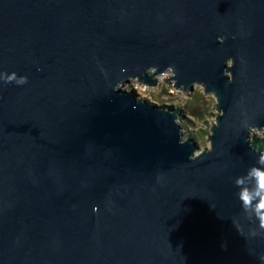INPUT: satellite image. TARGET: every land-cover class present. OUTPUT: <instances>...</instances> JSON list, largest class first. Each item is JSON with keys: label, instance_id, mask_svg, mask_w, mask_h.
Returning a JSON list of instances; mask_svg holds the SVG:
<instances>
[{"label": "water", "instance_id": "1", "mask_svg": "<svg viewBox=\"0 0 264 264\" xmlns=\"http://www.w3.org/2000/svg\"><path fill=\"white\" fill-rule=\"evenodd\" d=\"M169 70L215 97L211 152L122 88ZM13 72L28 82L0 76V264H264L235 183L264 167V0H0Z\"/></svg>", "mask_w": 264, "mask_h": 264}, {"label": "rangeland", "instance_id": "2", "mask_svg": "<svg viewBox=\"0 0 264 264\" xmlns=\"http://www.w3.org/2000/svg\"><path fill=\"white\" fill-rule=\"evenodd\" d=\"M172 73L166 72L163 76L157 78L158 86H145L138 81L133 80L130 84L124 85L122 88L133 90L140 100H149L157 103L160 106H167L179 116V122L183 116V122L180 125H185L182 128L183 140L196 138V143L201 150L207 148L209 141L210 128L216 122V99L212 94H206L202 86L195 85L192 93H183L174 87V81H170V85L165 80L172 79ZM165 91V92H163ZM200 98L198 100L197 98ZM156 100V101H155ZM173 108V109H171ZM190 126V128H187ZM203 131H206L204 133ZM191 134V135H189ZM253 137H263L264 131H253Z\"/></svg>", "mask_w": 264, "mask_h": 264}, {"label": "clouds", "instance_id": "3", "mask_svg": "<svg viewBox=\"0 0 264 264\" xmlns=\"http://www.w3.org/2000/svg\"><path fill=\"white\" fill-rule=\"evenodd\" d=\"M224 39V37H220L219 42L224 43ZM228 63L231 66L233 60L229 59ZM0 76H3L6 83L15 82L19 85H24L28 82L26 76L18 77L15 72L11 74L3 73ZM207 148L209 152L212 151L213 145L211 142L208 143ZM257 163L264 166V154L259 156ZM246 181H253L254 183L252 186H244ZM235 183L237 187H240L238 196L244 211L254 214L259 221V228L264 229V167H252L246 177L237 178ZM255 234L253 233V235ZM261 259L264 260V257H261Z\"/></svg>", "mask_w": 264, "mask_h": 264}, {"label": "trees", "instance_id": "4", "mask_svg": "<svg viewBox=\"0 0 264 264\" xmlns=\"http://www.w3.org/2000/svg\"><path fill=\"white\" fill-rule=\"evenodd\" d=\"M163 92H165V91H163ZM197 99L200 100L199 97H198ZM155 101H156V100H155ZM171 109H173V108H171ZM181 118H182V119L180 120L179 123L183 122V116H182ZM181 126H182V128L185 127V125H181ZM187 128H190V126H187ZM203 132L207 134L206 131H203ZM189 135H191V134H189ZM191 139H193L195 142L198 141L196 138H193V136L191 137ZM252 145H253L256 149L261 150V151H264V136H263V137H260V138L253 137V138H252Z\"/></svg>", "mask_w": 264, "mask_h": 264}]
</instances>
